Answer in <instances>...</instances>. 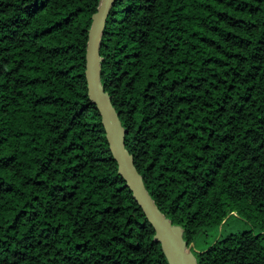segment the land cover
<instances>
[{"label": "trees", "instance_id": "1", "mask_svg": "<svg viewBox=\"0 0 264 264\" xmlns=\"http://www.w3.org/2000/svg\"><path fill=\"white\" fill-rule=\"evenodd\" d=\"M99 3L0 0V264H169L88 95ZM100 53L199 264H264V0H116Z\"/></svg>", "mask_w": 264, "mask_h": 264}, {"label": "water", "instance_id": "2", "mask_svg": "<svg viewBox=\"0 0 264 264\" xmlns=\"http://www.w3.org/2000/svg\"><path fill=\"white\" fill-rule=\"evenodd\" d=\"M115 2L116 0H100L92 15L85 69L88 95L100 111L110 149L118 162V172L132 190L133 197L143 209L147 220L153 225L154 239L161 243L169 264H199L192 250L193 244H188L184 237L183 226L167 217L148 191L144 178L135 165L134 155L126 147L127 129L101 80L103 57L100 48L107 19Z\"/></svg>", "mask_w": 264, "mask_h": 264}, {"label": "rangeland", "instance_id": "3", "mask_svg": "<svg viewBox=\"0 0 264 264\" xmlns=\"http://www.w3.org/2000/svg\"><path fill=\"white\" fill-rule=\"evenodd\" d=\"M231 230H234V229H231ZM229 231V230H228Z\"/></svg>", "mask_w": 264, "mask_h": 264}]
</instances>
